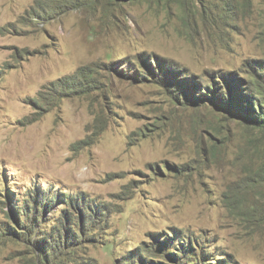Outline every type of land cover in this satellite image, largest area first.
<instances>
[{
    "label": "rangeland",
    "instance_id": "1",
    "mask_svg": "<svg viewBox=\"0 0 264 264\" xmlns=\"http://www.w3.org/2000/svg\"><path fill=\"white\" fill-rule=\"evenodd\" d=\"M0 264H264V0H0Z\"/></svg>",
    "mask_w": 264,
    "mask_h": 264
}]
</instances>
